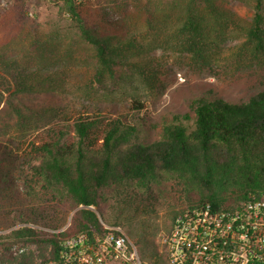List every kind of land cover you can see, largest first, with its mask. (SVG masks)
Listing matches in <instances>:
<instances>
[{
	"label": "trees",
	"instance_id": "1",
	"mask_svg": "<svg viewBox=\"0 0 264 264\" xmlns=\"http://www.w3.org/2000/svg\"><path fill=\"white\" fill-rule=\"evenodd\" d=\"M210 5V0L179 4L182 14L178 20H182L171 35L182 51L202 58L208 49L227 38L228 12L215 11V22L211 23L205 12ZM83 8L76 0H65L63 6L75 20L73 38L78 37L95 49L91 80L83 88L97 82L106 94H114L118 88L125 92L126 86L138 81L152 82L145 65L132 56L151 47L152 40L160 36L129 29L106 34L102 24L119 26L118 20L100 17L101 25L92 24L93 13L87 16ZM152 21L148 19L150 29ZM237 25L246 39L236 53L261 58L264 0L256 1L251 24ZM163 26L168 29L169 25ZM32 31L34 39L29 46L0 43L1 95L8 92L17 97L66 85L68 71L64 70L68 67H53V43H40L38 25ZM191 108L194 115L177 113L165 118L160 136L146 142L140 139L136 125L120 117L109 118L100 113L59 115L51 108L26 113L16 106L17 127L28 136V147L23 148L11 137L0 138V207L10 210L16 223L24 225L0 235V262L44 264L49 250L56 253L58 237L68 233L47 230L48 225L42 223V217L29 204V198L40 189L58 199L67 210L77 209V229L100 228V215L103 220L127 226L137 245L144 243L151 249L146 258L141 255L147 262L151 259L150 264H168L166 244L156 238L157 228L150 219L158 206L157 187L180 184L186 207L207 202L236 206L251 191L264 190V89L238 101L197 97ZM50 116L57 120L50 126L42 124ZM170 203L168 233L179 212V202ZM24 242L36 243L39 254L32 248L15 254L12 247Z\"/></svg>",
	"mask_w": 264,
	"mask_h": 264
},
{
	"label": "rangeland",
	"instance_id": "2",
	"mask_svg": "<svg viewBox=\"0 0 264 264\" xmlns=\"http://www.w3.org/2000/svg\"><path fill=\"white\" fill-rule=\"evenodd\" d=\"M76 1L84 7L83 11L87 16L90 12L93 13L90 16L92 24L97 25L100 17H106L107 21L118 20L119 26L98 23L105 25L101 28L106 34L129 29L138 34L150 32L160 36V39L152 40L151 47L132 56L134 61L145 65L152 82L138 81L137 86H126L125 92L118 88L114 94H106L97 82L83 88L91 80L90 69L94 66L91 59L95 49L80 38H73L75 20L63 9L65 0H0L1 44L9 41L12 47L18 44L29 46L34 39L32 29L38 25L40 43H53V67H68L64 70L68 71L64 87L39 89L17 97H11L8 92L6 95L0 94V138L11 137L23 148L28 147V136L22 135L17 127L18 106L26 113H38L51 108L59 115L100 113L109 118L120 117L138 127L141 140L150 142L160 136L165 118H171L177 113L191 112L194 115L191 103L197 97H223L238 101L248 99L264 89V55L254 59L236 53L246 39L240 34L242 29L237 24L252 23L257 0H210V6L213 8H204L207 18L214 23L215 11L228 12L225 15L230 16L227 17L229 24L226 26L229 32L226 39L208 49L202 58L182 51L175 37L171 35L175 26L182 20H178V15L182 14L179 4L184 5L187 0ZM149 18L153 19L152 29L149 28ZM165 18L167 24L164 23ZM163 24L169 25L168 29H164ZM211 25L213 24H210V27ZM81 61H84V64H81ZM55 120V116H50L43 120L42 124L48 123L50 126ZM156 192L159 196L158 206L150 219L157 228L156 238L162 243L168 234L166 224L170 219V202H179L176 207L179 212L186 207L187 202L184 200V190L178 183L157 187ZM30 203L42 217V223L48 225L47 230L62 229L70 223L72 224L68 231L77 230L74 222L77 209L67 210L46 190L40 189L36 196L29 198ZM105 221L112 223L110 220ZM23 225L16 223L10 210L0 207V235ZM123 226L132 237L128 227ZM132 239L134 240L133 237ZM138 247L144 257L148 255L147 251L151 250L144 243H138ZM29 248H32L36 255L39 254L36 243H16L12 247L15 254ZM50 255L49 250L48 257ZM147 260L152 262L151 259Z\"/></svg>",
	"mask_w": 264,
	"mask_h": 264
},
{
	"label": "built area",
	"instance_id": "3",
	"mask_svg": "<svg viewBox=\"0 0 264 264\" xmlns=\"http://www.w3.org/2000/svg\"><path fill=\"white\" fill-rule=\"evenodd\" d=\"M100 221V228L55 230L68 233L44 264H150L123 225ZM164 243L168 264H264V190L236 206L184 208Z\"/></svg>",
	"mask_w": 264,
	"mask_h": 264
}]
</instances>
